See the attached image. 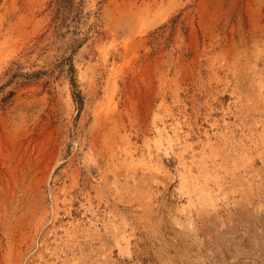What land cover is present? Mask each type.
Here are the masks:
<instances>
[{
  "label": "rangeland",
  "instance_id": "obj_1",
  "mask_svg": "<svg viewBox=\"0 0 264 264\" xmlns=\"http://www.w3.org/2000/svg\"><path fill=\"white\" fill-rule=\"evenodd\" d=\"M0 264H264V0H0Z\"/></svg>",
  "mask_w": 264,
  "mask_h": 264
}]
</instances>
